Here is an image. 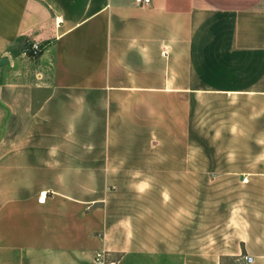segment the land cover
<instances>
[{"label": "crops", "instance_id": "crops-1", "mask_svg": "<svg viewBox=\"0 0 264 264\" xmlns=\"http://www.w3.org/2000/svg\"><path fill=\"white\" fill-rule=\"evenodd\" d=\"M100 252L264 264V0H0V264Z\"/></svg>", "mask_w": 264, "mask_h": 264}, {"label": "built area", "instance_id": "built-area-1", "mask_svg": "<svg viewBox=\"0 0 264 264\" xmlns=\"http://www.w3.org/2000/svg\"><path fill=\"white\" fill-rule=\"evenodd\" d=\"M135 1L141 5H150L152 0H135ZM24 52L29 57L36 58L41 54L42 47H41L40 43H38L37 41H31L25 45ZM164 54H165V52H164ZM47 194H48V191H42L40 194V197H39V201L44 202L46 200ZM244 258H245L246 263H250L253 261L252 256L247 255ZM96 261L100 264H115L114 262L113 263H106L105 259H104V253H102V252L97 253Z\"/></svg>", "mask_w": 264, "mask_h": 264}, {"label": "rangeland", "instance_id": "rangeland-1", "mask_svg": "<svg viewBox=\"0 0 264 264\" xmlns=\"http://www.w3.org/2000/svg\"><path fill=\"white\" fill-rule=\"evenodd\" d=\"M220 194H221V192L218 193L214 190H208L207 191V199H212L211 202H213L215 198H219L218 196H220ZM221 196H222V198H226V197L228 198L229 192L226 193L225 191H223ZM208 209H209V207H208Z\"/></svg>", "mask_w": 264, "mask_h": 264}]
</instances>
